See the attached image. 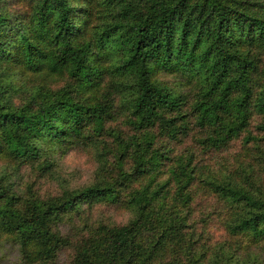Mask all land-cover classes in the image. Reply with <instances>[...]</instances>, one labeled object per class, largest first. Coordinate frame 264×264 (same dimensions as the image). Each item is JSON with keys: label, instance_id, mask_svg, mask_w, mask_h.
Instances as JSON below:
<instances>
[{"label": "trees", "instance_id": "trees-1", "mask_svg": "<svg viewBox=\"0 0 264 264\" xmlns=\"http://www.w3.org/2000/svg\"><path fill=\"white\" fill-rule=\"evenodd\" d=\"M254 117L264 125V0H0V161L48 173L54 149H78L99 166L44 199L0 175V249L54 264L71 247L60 227L101 204L130 219L93 224L68 264H264V153L214 170L177 150L192 136L225 152ZM207 196L227 244L189 221Z\"/></svg>", "mask_w": 264, "mask_h": 264}, {"label": "rangeland", "instance_id": "rangeland-1", "mask_svg": "<svg viewBox=\"0 0 264 264\" xmlns=\"http://www.w3.org/2000/svg\"><path fill=\"white\" fill-rule=\"evenodd\" d=\"M168 80L172 87H177L175 79L169 77ZM54 86H59V83L54 84ZM185 94L190 95L192 92L186 91ZM124 121L123 118L115 122L114 126ZM262 127L264 125L261 118L254 117L248 131L243 132L236 138L225 152L217 153L205 149V152H203L197 142L191 141L192 136H189L179 145L177 150L179 153H183L187 149L194 150L196 153H204L205 163L210 164L214 170L219 168L221 162H232L238 155L241 166L248 169L260 160L262 152L264 153V128ZM53 151L51 154L53 162L51 172L43 173L44 171L29 166H23L18 171H14L15 168L10 167L12 165L5 161H0V175L7 173L11 179L10 182L20 194L24 193L26 188L31 185L34 193L42 199L56 196L62 189L83 187L94 180L99 166L95 158H93V151L76 149L68 151L65 155L61 154L60 150L54 149ZM189 216V221L191 222L196 223L201 219L206 221L205 223L210 233L209 236H211L213 242L227 244V234L223 229L225 216L222 218L220 204L213 197L197 198ZM84 219L87 222L81 223L80 219L75 217L73 221H67L60 227L62 234L70 240L71 247L69 249L66 248V251L64 250L59 255L54 264H68L70 262L74 249L81 242V239L87 237L88 230L91 229L90 227L93 224L97 222L108 224V221H111L122 225L130 219V213L120 208L98 204L86 213ZM195 228L196 230H201L199 226ZM260 255H262L261 250ZM19 261L20 256L17 246L6 244L0 249V264H18Z\"/></svg>", "mask_w": 264, "mask_h": 264}]
</instances>
